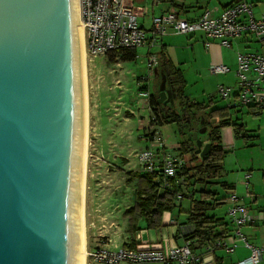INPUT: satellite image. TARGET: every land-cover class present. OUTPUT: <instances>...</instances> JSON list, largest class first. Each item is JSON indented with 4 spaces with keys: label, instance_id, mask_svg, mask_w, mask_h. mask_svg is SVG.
Returning a JSON list of instances; mask_svg holds the SVG:
<instances>
[{
    "label": "water",
    "instance_id": "obj_1",
    "mask_svg": "<svg viewBox=\"0 0 264 264\" xmlns=\"http://www.w3.org/2000/svg\"><path fill=\"white\" fill-rule=\"evenodd\" d=\"M79 18V1L77 16L74 0H0V264H80ZM200 126L201 160L211 146Z\"/></svg>",
    "mask_w": 264,
    "mask_h": 264
},
{
    "label": "rangeland",
    "instance_id": "obj_2",
    "mask_svg": "<svg viewBox=\"0 0 264 264\" xmlns=\"http://www.w3.org/2000/svg\"><path fill=\"white\" fill-rule=\"evenodd\" d=\"M160 2V9L165 10L170 6L169 0ZM191 35H194L191 39L188 35L173 37L174 40L166 47L171 66L183 74V93L187 98L198 102H205L210 98L221 105L225 100L219 101L218 89L234 85L236 54L248 49L253 51L255 45L248 44L246 47V44H241L238 52L234 53V49L223 50L231 71L226 75H214L207 68L209 51L199 43L203 35ZM156 49L158 46L151 49L150 53H154ZM147 53L146 48L137 49L134 61H122L116 56L113 62L107 57H96L88 63L86 57L89 120L85 181L86 254L98 247L107 245L106 248L114 249V243L122 244L127 224L124 212L133 206L135 199L136 181L129 180V172L145 175L137 156L146 149H155L154 144L146 137L155 128L149 127V104L147 98L139 96L141 92H146L149 96L153 92L152 74L147 68ZM147 76L149 81L145 78L140 81L141 77ZM139 87L144 89L140 90ZM156 129L161 134L167 151L177 156V152L173 150V146L177 150L176 126H157ZM221 178L219 182L223 180ZM210 190L217 193V198L223 197L219 186H212ZM178 203L182 205V210L189 206L188 199ZM228 208L225 202L213 214L223 218L232 228L227 215ZM182 215L186 217L183 213ZM86 264L97 263L87 257Z\"/></svg>",
    "mask_w": 264,
    "mask_h": 264
},
{
    "label": "built area",
    "instance_id": "obj_3",
    "mask_svg": "<svg viewBox=\"0 0 264 264\" xmlns=\"http://www.w3.org/2000/svg\"><path fill=\"white\" fill-rule=\"evenodd\" d=\"M80 22L83 28L84 45L88 63L96 57L115 55L122 50L146 48L148 55L147 68L153 73L157 59L150 51L159 45V39L169 33L174 35H191L201 33L204 37V46L211 42H218L221 47L230 48L231 41L243 36H252L257 42L264 44V12L255 18L253 4L245 0H238L227 6L218 17H213L210 10H205L195 21H186L176 13H166L152 17L151 26L146 30L141 25L144 16L143 7L138 6L135 0H79ZM236 71L233 86L219 87L218 95L225 100L226 108L239 110L250 109L254 114L264 111V54L237 53ZM211 74L226 75L230 69L223 64H213ZM149 81L147 77H141ZM143 90L144 87H139ZM141 98H147L146 92L139 93ZM149 127L153 117L151 109ZM155 128L149 131L146 137L154 144L155 149H146L137 156L138 164L155 184L164 191H174L176 188L185 191V181L178 177L183 160L177 154L173 156L167 149L161 134ZM248 176H245L247 180ZM182 187V188H181ZM245 183V188L247 189ZM181 195H178L180 198ZM231 205L227 215L234 227L229 235L217 240L205 254H212L217 250L223 255L234 252L236 242L241 241L249 250V256L235 264H260L264 259V245L256 247L250 245L241 234L240 229L247 223H252L258 217L264 220V213L247 214L244 207L235 204L236 196L230 197ZM187 229H182L179 237L183 243L179 246L163 248L160 245L140 243L134 248L116 247L108 249L98 247L87 253L97 264L121 263H161V264H201L203 255L194 253L191 242L184 238Z\"/></svg>",
    "mask_w": 264,
    "mask_h": 264
},
{
    "label": "crops",
    "instance_id": "obj_4",
    "mask_svg": "<svg viewBox=\"0 0 264 264\" xmlns=\"http://www.w3.org/2000/svg\"><path fill=\"white\" fill-rule=\"evenodd\" d=\"M135 1L138 6L143 7L144 16L141 20V25L144 29L149 30L152 17L160 16L166 12L176 13L182 20L195 21L205 10H210L213 17H218L224 8L234 4L238 0H169L170 6L165 10L159 8L161 0ZM245 1L253 4V14L255 18H258L264 12V0ZM176 36L178 35L171 33L162 36L159 39L158 49L155 50L156 53H151L157 59L159 52L163 51L165 58L170 63V67L171 60L167 56L166 47L170 44V42H172V40H174L173 37ZM188 36L191 39L194 35ZM199 43L202 47H204V49L209 51V61L207 64L208 71L213 64H223L231 69V67L226 64V56L222 51L234 49L233 53L238 52V46H241V44H246V47L248 44H254L255 47L253 48V51L248 49L246 52L239 51L238 53L264 54V44L257 42L252 36H243L233 39L229 49L221 47L218 42H211V44L206 47L204 46V37L202 36L199 39ZM242 49L244 50V48ZM234 62L235 68L233 70V75L235 74L237 66L236 58ZM219 101H221L220 98ZM205 102L212 103L215 108H225L228 111V116L231 121H234L235 124L242 127L238 133L236 132V128L233 126H226L221 129L220 132L222 147L226 152V155L224 156L221 164V179L223 180L220 182L219 180L217 181L219 183H225L229 188L227 190L220 188L221 191H223V197L220 198V200H224L228 206H230L231 202L229 199L232 195H235V204L244 207L247 214L264 213V111L259 114H254L247 108L234 111L226 108V102H222L223 104L217 105L219 102L210 98ZM173 148L174 152H176L174 146ZM245 176H248L247 180L245 179ZM245 183L248 186L247 189L245 188ZM186 188L187 184L185 183L184 189L186 190ZM183 218L186 219V217H183L182 214L178 213V210H174L173 212H164L162 214L160 228L147 229L145 227V223L140 222V230L133 235L128 233L126 224V231L124 229L126 233L124 240L121 242L122 244L118 245L114 243L113 246H126L134 248L140 243L160 245L163 248L179 246L183 243V239L179 237L181 230L186 227L188 232H191L193 229L189 224H185L186 221ZM232 229H234V227L232 226L231 228L230 225V231L227 235L230 234ZM240 232L250 245L256 247L264 245V220L261 218L258 217L252 223L243 225ZM106 246L104 248H106ZM205 252L206 248L196 250L194 252L198 255L204 254L202 256L203 263L201 264H215V257L221 258L223 260V264H235L249 256V250L241 241L236 242L234 252L229 255L224 256L219 250L212 254H205ZM260 264H264V259L260 262Z\"/></svg>",
    "mask_w": 264,
    "mask_h": 264
},
{
    "label": "trees",
    "instance_id": "obj_5",
    "mask_svg": "<svg viewBox=\"0 0 264 264\" xmlns=\"http://www.w3.org/2000/svg\"><path fill=\"white\" fill-rule=\"evenodd\" d=\"M116 56L122 61H134L137 57L134 50H122L117 55H109L107 59L113 62ZM157 71L161 72L165 78H169L177 88L178 105L177 108L161 110L155 95H150L148 104L151 109L153 120L151 127L175 124L177 127L183 122L185 114L194 116H204L208 127V143L210 151L203 159H199L190 152L186 145L177 148V154L182 157V167L178 171V177L184 179L187 184L185 191L176 188L174 191H164L161 187L146 175L129 172V180H135V199L132 207L124 212L127 220V231L130 234L137 233L139 223L144 222L147 229H158L161 227V218L164 212H173L186 216V223L192 226V231L185 234L184 238L191 242L193 252L203 248H209L217 240L223 239L229 233V223L223 218L213 214L214 210L224 204V200L217 198V193L210 190L212 186L229 189L225 183H219L222 176V161L226 152L222 147L221 129L226 126H233L238 133L242 127L231 121L228 111L225 108H215L210 102H196L190 100L183 93L184 79L180 70L170 67L169 61L165 58L163 51L157 55ZM155 79L157 82L158 79ZM161 79V78H160ZM215 120V123H212ZM199 186V187H198ZM178 195H181L178 198ZM189 200V206L181 210V202ZM124 248H131L123 246ZM215 264H223L221 258L215 257Z\"/></svg>",
    "mask_w": 264,
    "mask_h": 264
},
{
    "label": "flooded vegetation",
    "instance_id": "obj_6",
    "mask_svg": "<svg viewBox=\"0 0 264 264\" xmlns=\"http://www.w3.org/2000/svg\"><path fill=\"white\" fill-rule=\"evenodd\" d=\"M161 76L162 73L158 72V79H157V84L156 86L158 87L160 85L161 82ZM165 88L163 89L162 92V98L163 101L159 104V107L161 108V110L166 111L168 109H176L177 108V103H178V98H177V88L172 84L171 79L166 78L165 80ZM176 92V93H175ZM176 95V98H174ZM194 116L189 115V114H185V116L183 117V122L180 124V126H176L175 124H171V125H175L176 126V134L178 137V140L176 141L177 144V148L181 147L182 145H186L190 152L194 153L197 157H199L198 154H196L199 150L203 149V146L201 145V147H198L196 145L197 139L193 140L192 139V134L194 132H196V126H200V122H202L200 129L202 130V132L200 133L201 138H205L208 135V127L206 126L204 116L202 115H198L197 119L194 120L193 118ZM207 143V141L205 142V144Z\"/></svg>",
    "mask_w": 264,
    "mask_h": 264
},
{
    "label": "bare ground",
    "instance_id": "obj_7",
    "mask_svg": "<svg viewBox=\"0 0 264 264\" xmlns=\"http://www.w3.org/2000/svg\"><path fill=\"white\" fill-rule=\"evenodd\" d=\"M78 1L74 0L76 13L78 16ZM80 5V2H79ZM78 18V17H77ZM78 33L80 35V52L82 60V79H83V89H84V126H83V141H82V160H81V184H82V194H81V240H80V264H86V236H85V191H86V165L88 158V91H87V75H86V51L84 45V34L83 28L81 26L80 18L78 19Z\"/></svg>",
    "mask_w": 264,
    "mask_h": 264
}]
</instances>
